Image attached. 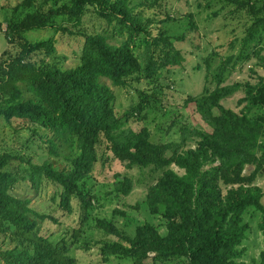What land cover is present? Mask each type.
<instances>
[{"label":"trees","instance_id":"trees-1","mask_svg":"<svg viewBox=\"0 0 264 264\" xmlns=\"http://www.w3.org/2000/svg\"><path fill=\"white\" fill-rule=\"evenodd\" d=\"M226 1L253 19L239 56V61H246L250 58L247 48L260 46L264 37V4L257 9L250 1ZM162 2L142 0L132 6L131 0H23L14 8L5 38L16 51L6 50L0 57V122L13 128L15 121L29 128L32 136L43 129L53 131L59 140L75 143L80 154L70 160L69 170L60 171L48 161L36 165L29 157L0 153V240L3 244L9 241L7 249L0 247L3 264H74L66 242L54 244L36 228V219L49 217L35 212L30 200L16 198L11 192L21 180H29L36 187L43 181L51 182L60 189L56 196L61 206L72 210L74 204L87 219L93 199L84 179L103 144L128 169L163 171L149 188L147 202L153 213L165 219L166 228L162 235L156 227L144 224L129 238L110 221L100 219L96 227L117 240L104 246L106 256L124 264L174 259L186 264H245L241 246L249 227L243 216L249 212L260 215L258 228L264 234L263 195L254 185L264 164L263 155L258 156L264 143V80L255 85L223 86L231 75L226 68L229 62L210 73L206 61L208 76L217 87L186 103L206 128L190 134L183 130L181 142L155 144L146 129L133 131L127 128L128 117L118 119L115 115L116 97L106 82L123 88L134 75L151 79L180 63L171 36L154 27V20L144 17V10H137H154ZM89 7L116 34L126 36L125 41L114 45L105 34L77 32L84 39L77 66L61 69L56 64L31 60L37 53L51 57L55 43L52 39L30 42L28 32L54 28L73 36L75 32L67 27L56 26V20L65 19L77 27ZM256 56L264 63L259 52ZM22 87L30 99L24 98ZM239 91L245 94L239 103H245L240 113L222 109L220 102ZM215 108L221 110L218 117L213 115ZM190 138L196 139L195 147L189 146ZM48 143V154L57 157L58 146L52 140ZM18 161L20 166L12 168ZM171 166L183 173L170 170ZM248 166L257 168L245 175ZM131 189L132 182L127 180L116 192L126 196ZM114 215L122 212L115 211Z\"/></svg>","mask_w":264,"mask_h":264},{"label":"rangeland","instance_id":"rangeland-1","mask_svg":"<svg viewBox=\"0 0 264 264\" xmlns=\"http://www.w3.org/2000/svg\"><path fill=\"white\" fill-rule=\"evenodd\" d=\"M23 0H0V57L6 50L16 51L14 46L7 43L5 32L14 8ZM40 1V0H38ZM242 1V0H241ZM260 8L264 0H244ZM142 0H131L132 6H138ZM144 10V17L154 20V27L164 30L171 36V42L180 53V63L160 71L151 79L142 75L129 78L123 88L112 87L115 94V115L118 119L128 117L127 128L133 131L146 129L153 143L181 142L183 130L190 134L195 129L206 128L205 123L186 105L191 99L199 98L213 91L217 85L208 76L207 64L211 72L216 71L220 64L227 65L226 78L223 86L233 84L255 85L264 80V63L256 56L264 57V37L260 46L252 44L247 48L250 58L239 61L243 50L242 40L248 33L253 19L247 11L239 9L235 3L226 0H163L160 7L154 10ZM56 26H64L75 32L73 36L57 32L54 28L43 31H33L26 34L30 42L54 40L55 53L51 57L44 54H34L31 60L37 64L49 62L61 69L73 68L79 64L84 39L77 32L87 35L105 34L111 44L120 45L126 36L116 34L113 27L108 26L99 18L93 8L89 7L82 23L73 27L65 19H57ZM155 33H158L156 31ZM261 50V51H260ZM139 52H142L139 51ZM136 54L139 55L138 52ZM209 77V79H207ZM24 98L30 99L26 88L22 87ZM245 97L239 91L230 98L220 102L224 110L236 113L244 108L245 103L239 104ZM221 110L215 108L213 115L220 116ZM10 128L0 122V153L8 152L30 158L31 162L41 165L48 161L57 170L70 168V160L80 154L73 142L59 140L53 131L39 130L38 135L32 136L29 128H24L13 122ZM52 140L58 146V156L48 154L49 143ZM195 138L188 140L190 147H195ZM264 142V138H263ZM264 157L263 151L258 156ZM264 160V159H263ZM14 162L13 167L19 165ZM20 166V165H19ZM257 166L246 167L244 174L249 175ZM170 170L182 174L183 171L175 166ZM163 175V171L152 168H131L121 163L106 149L103 144L98 149L97 161L90 174L84 179L86 191L92 196V209L87 219L81 217L76 205L73 209H65L59 203L60 189L51 182L43 181L39 187L33 186L29 180H21L11 194L19 199L30 200V207L40 215L49 219H36L39 233L52 243L66 242L68 255L74 264H124L113 256H106L104 246L114 243L115 237L107 235L96 227L97 221L105 219L116 226L124 236L133 238L138 226L149 224L165 235V219L158 213H153L147 202L149 188ZM132 182L131 192L124 196L116 192L118 185L124 181ZM254 185L262 192L261 203L264 206V164L257 172ZM115 211L122 215H114ZM243 222L249 227L247 239L241 249L244 251L242 261L245 264H264V234L258 228L261 216L247 213ZM122 242V241H121ZM1 249L9 247V241ZM151 264L149 260L145 262ZM0 264H3L0 261ZM156 264H186L185 260L174 259Z\"/></svg>","mask_w":264,"mask_h":264}]
</instances>
